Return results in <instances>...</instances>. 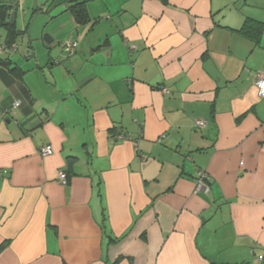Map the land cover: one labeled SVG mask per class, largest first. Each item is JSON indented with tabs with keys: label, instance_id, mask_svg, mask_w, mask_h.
Instances as JSON below:
<instances>
[{
	"label": "crops",
	"instance_id": "crops-1",
	"mask_svg": "<svg viewBox=\"0 0 264 264\" xmlns=\"http://www.w3.org/2000/svg\"><path fill=\"white\" fill-rule=\"evenodd\" d=\"M67 1L0 27V264H264V0Z\"/></svg>",
	"mask_w": 264,
	"mask_h": 264
},
{
	"label": "trees",
	"instance_id": "trees-1",
	"mask_svg": "<svg viewBox=\"0 0 264 264\" xmlns=\"http://www.w3.org/2000/svg\"><path fill=\"white\" fill-rule=\"evenodd\" d=\"M88 0H68L67 1V10L72 14L75 21L79 24H86L90 22V16L87 11V4ZM9 8L8 4L1 3L0 4V27L7 26L8 27V34H13L15 37L19 34V31L15 28V25H10L6 19L9 17ZM238 32L243 34L246 37H249L256 42L260 41L262 34L264 33V21H260L254 19L252 17H247L245 19L244 24L237 29ZM74 41V40H72ZM76 42V41H74ZM77 43V42H76ZM65 46V43H63ZM66 48V46H65ZM70 52V51H69ZM6 64L10 65V59L6 60ZM18 67H15L16 69Z\"/></svg>",
	"mask_w": 264,
	"mask_h": 264
},
{
	"label": "built area",
	"instance_id": "built-area-1",
	"mask_svg": "<svg viewBox=\"0 0 264 264\" xmlns=\"http://www.w3.org/2000/svg\"><path fill=\"white\" fill-rule=\"evenodd\" d=\"M65 46L67 48L68 51L70 52H74L76 50V47H77V43L72 41V40H69L65 43ZM255 84L258 88V94L261 98L264 97V72L263 71H258L256 73V76H255ZM165 90V89H164ZM167 91V90H165ZM21 104V101H17L16 102V106H19ZM195 125L197 127H204L206 125V121L202 120V119H198L195 121ZM126 136L123 135V134H120L119 135V138H125ZM40 153L42 155H50L53 153V147L51 145H45V146H42L40 148ZM59 181L63 184H66L67 183V173L64 169H61L60 172H59V177H58ZM258 259L260 262H264V254L261 253L258 255Z\"/></svg>",
	"mask_w": 264,
	"mask_h": 264
},
{
	"label": "water",
	"instance_id": "water-1",
	"mask_svg": "<svg viewBox=\"0 0 264 264\" xmlns=\"http://www.w3.org/2000/svg\"><path fill=\"white\" fill-rule=\"evenodd\" d=\"M9 8H11V12L9 15V20L8 23L10 25H15V19H16V15L19 9V0H12L10 1V3L8 4ZM0 50H3V46L1 44V38H0Z\"/></svg>",
	"mask_w": 264,
	"mask_h": 264
}]
</instances>
